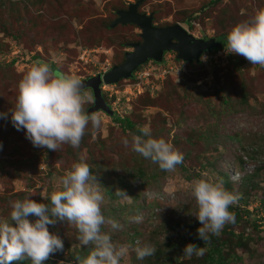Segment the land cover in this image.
I'll list each match as a JSON object with an SVG mask.
<instances>
[{"label": "rangeland", "instance_id": "obj_1", "mask_svg": "<svg viewBox=\"0 0 264 264\" xmlns=\"http://www.w3.org/2000/svg\"><path fill=\"white\" fill-rule=\"evenodd\" d=\"M136 1L0 0V113L9 114L8 119L0 118V217L8 218L10 202L25 196L49 203L55 183L77 162L78 154H84L105 188V217L121 225L113 229L105 224L102 231L114 242L131 246L121 264H161L168 257L173 264H201L202 257L183 258V250L192 238L194 242L201 239L197 229L203 225L196 217L191 181L206 171L227 181L228 191L239 196L229 210L235 222L226 224L219 235L220 240L229 239L223 248L226 260L264 264V68L259 65L238 55L227 62L220 58L217 67L209 69L174 60L186 67L185 73L179 70L163 82L153 80L140 92L132 81L121 80L113 88L119 91L120 101L114 104L119 114L100 112V128L93 134L89 124L79 148L68 144L57 151L35 147L26 138V129L17 130L11 123L18 84L37 62H48L57 75L72 73L82 79L122 63L125 53L132 51L129 45L141 41L140 29L132 24L111 28L110 24L117 11ZM213 1L143 0L138 12L152 15L154 26L179 24L194 37L216 38L264 9V0ZM106 100L112 104L117 99ZM91 104L92 100L86 110ZM115 115L128 117L136 128L148 125L153 138H163L183 153V163L168 172L133 151L134 133L123 130ZM136 169L146 173L144 179L134 177ZM244 179L248 184L244 185ZM106 186L114 195L117 189L137 195L136 204L143 208L129 211L130 205L111 198ZM244 210L249 215L242 214ZM137 214H142V223L129 219ZM29 219L34 222L36 217ZM48 227L63 240L64 249L42 264H78L77 256H88L93 246L80 245L74 224L57 219ZM230 231L244 239V247L235 245L237 238L226 234ZM137 239L154 245L159 258L137 259L132 250ZM13 264L32 261L26 258Z\"/></svg>", "mask_w": 264, "mask_h": 264}, {"label": "clouds", "instance_id": "obj_2", "mask_svg": "<svg viewBox=\"0 0 264 264\" xmlns=\"http://www.w3.org/2000/svg\"><path fill=\"white\" fill-rule=\"evenodd\" d=\"M225 51L264 68V9H258L250 19L231 29ZM91 100L80 76L57 75L48 62L40 61L30 67L18 84L16 104L10 109L11 123L17 130L26 129V138L35 147L57 151L61 145L68 144L79 148L89 124L95 134L102 123L99 111L86 110ZM8 115L0 113V118L8 119ZM138 131L141 135H132L133 151L158 164L161 170L175 172L184 161L183 153L163 138H153L148 125L138 126ZM123 143L128 146V139ZM200 177L191 181V187L198 206L196 217L203 225L197 229L198 236L207 243L210 234L219 236L226 224L235 222L229 209L239 196L224 187L222 178L206 171ZM115 194L121 205L132 204L133 198L126 191L117 189ZM49 199L50 204L38 203L31 196L10 202L9 217H0V264H13L26 258L32 264H42L63 251V240L48 227L57 219L76 226L81 246H93L87 257H76L78 264H121L131 246L114 242L109 233L102 231L105 224H111L113 229L121 225L105 217V188L84 154H78L77 162L58 179ZM31 216L36 217L34 222L29 219ZM129 219L143 222L142 214ZM132 250L139 260L153 256L156 251L154 245L139 239ZM183 251V258H191L202 257L206 249L189 243Z\"/></svg>", "mask_w": 264, "mask_h": 264}, {"label": "water", "instance_id": "obj_3", "mask_svg": "<svg viewBox=\"0 0 264 264\" xmlns=\"http://www.w3.org/2000/svg\"><path fill=\"white\" fill-rule=\"evenodd\" d=\"M142 1L130 3L126 10L117 11V18L110 24L111 28L118 24L135 25L140 29L141 41L129 45L132 51L125 53L121 64L113 66L103 74L82 79L85 90L89 89L92 93V105L87 109L89 113L99 111L113 116V110L105 101L101 86L130 79L133 72L148 61L161 63L165 53L174 52L178 60L189 64L198 63L203 52L223 48L222 41L194 37L179 24L154 26L152 15L138 12Z\"/></svg>", "mask_w": 264, "mask_h": 264}, {"label": "trees", "instance_id": "obj_4", "mask_svg": "<svg viewBox=\"0 0 264 264\" xmlns=\"http://www.w3.org/2000/svg\"><path fill=\"white\" fill-rule=\"evenodd\" d=\"M219 0H214L213 2H218ZM227 36L228 34H224V35H219L216 37L217 40H220V41H225L227 43ZM174 53V52H173ZM176 55V54H175ZM235 54H231L228 59L229 61L231 59H233L232 56H234ZM176 58V56H175ZM124 59H125V56H124ZM177 59V58H176ZM124 61V60H123ZM121 64V63H120ZM119 65V64H118ZM188 66L190 65H199L197 63H192V64H189L187 63ZM54 66V65H53ZM169 78V77H167ZM166 78V79H167ZM86 90H89V89H86ZM91 92V90H89ZM92 97V96H91ZM103 97L105 99V101L107 102V97L105 96V94H103ZM107 104L109 105V107L112 109V106L110 103L107 102ZM92 105V104H91ZM90 105V106H91ZM113 110V109H112ZM103 113V112H102ZM113 113L115 114L116 112L113 111ZM105 114V113H104ZM113 114V115H114ZM115 120L117 122L120 123V125L122 126V129L123 130H126V131H131L132 133L136 134V135H141V133H139L138 131V128L135 127V124L128 118V117H119L117 115H115ZM243 162V161H242ZM242 164V163H241ZM134 177L135 176H138V177H142L143 179L145 178L146 176V173L142 170V169H136L134 170ZM132 174H130L131 176ZM228 178V177H227ZM121 180H123V177L120 178ZM104 183V181H103ZM144 184V183H142ZM248 184V181L247 179H244V185ZM228 186H229V183L227 181L224 182V187L228 190ZM106 192L108 193V195L113 198V199H117L118 197L116 195H114L110 189L109 186H106ZM133 198V203L132 205L129 206V211L131 210H134L135 212H140L141 209L143 208V205H140V204H136L137 202V198L138 196L137 195H134L132 196ZM48 202L50 204V199H48ZM262 204L264 205V199L261 201ZM124 206H127V205H124ZM232 207H230L231 209ZM229 209V210H230ZM235 212H237L238 214L241 212L239 211L237 208L235 209ZM242 214H246V215H249V213L247 211H243ZM263 222H264V217L262 218ZM228 235V237L232 238H237L236 242H235V245L238 246V247H244V239L240 236H236L233 232H229V233H226ZM227 240L229 239H225V240H220V237L219 236H215V235H212V237L209 239V242L205 243L202 239L200 240H196L197 243L194 242V239L192 238V241H189V243H193V244H197L198 247H204L206 248V251H205V254L202 256V263L201 264H230L228 263V261L226 260V257L225 255L223 254V248L225 247L226 243L228 242ZM187 243V245L189 244ZM186 245V244H185ZM159 251L155 252L154 254V257H158L159 256ZM159 258V257H158ZM22 262V261H21ZM174 263V260L172 259V257H168V262L166 263H161V264H173Z\"/></svg>", "mask_w": 264, "mask_h": 264}, {"label": "built area", "instance_id": "obj_5", "mask_svg": "<svg viewBox=\"0 0 264 264\" xmlns=\"http://www.w3.org/2000/svg\"><path fill=\"white\" fill-rule=\"evenodd\" d=\"M170 54L171 53H168V52L165 53L163 57V61L161 63L148 61L144 65L140 66L133 73L132 77L128 80L132 81V86H134V88L137 89V92H140V90L145 84H149V82H152L153 80L163 82L169 75L175 72H178L179 70H181L182 73L186 72L187 70L186 67L177 65L173 61L176 60L180 64H185V65H187V63L176 59L175 56H171ZM230 55L231 54L226 53L225 47H223L222 49H218V50L214 49L211 51H205L200 55L198 64L204 65L205 69H209V67L216 68L220 58L224 62H227V59ZM202 56L205 57V59L202 60L201 59ZM171 57H172V60H171ZM222 60H220V62ZM105 72L106 70L100 72L99 74H103ZM128 80H123V81H128ZM117 85L118 84L102 85L101 91L103 94H105L108 100H110L113 97L114 98L116 97L117 99L116 102H113L112 103L113 106L112 104L111 106H112L113 111L119 114V112L116 111L117 108L116 109L114 108V104H118V102L120 101V98L117 97L118 96L117 94L119 93V91L113 90V88Z\"/></svg>", "mask_w": 264, "mask_h": 264}]
</instances>
